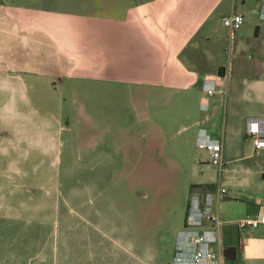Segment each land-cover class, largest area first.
I'll return each instance as SVG.
<instances>
[{"label":"crops","instance_id":"crops-1","mask_svg":"<svg viewBox=\"0 0 264 264\" xmlns=\"http://www.w3.org/2000/svg\"><path fill=\"white\" fill-rule=\"evenodd\" d=\"M48 1L0 0V264H162L181 221L163 233L167 216L189 194L182 198L176 176L199 127L223 144L220 174L196 173L190 187L205 190L217 181L227 187L228 198L219 201L220 242L230 247L222 264H264V224L234 221L260 208L264 165L254 186L246 174L227 173L252 155L246 117L264 115L258 0H117L112 12L100 5L103 13L71 12ZM232 11L243 22L228 27L218 48L215 19ZM242 47L256 52L257 72L248 73ZM206 78L215 82L210 93ZM65 130L78 136L86 158L114 138L110 145L123 162L147 175L149 183L130 182L140 197L136 233L118 231L107 216L93 217L91 210L102 215L94 195L73 202L49 180L59 172ZM201 152L209 161V150ZM224 198L242 201V208L229 214ZM61 203L68 208L63 223ZM147 230L156 233L144 235Z\"/></svg>","mask_w":264,"mask_h":264},{"label":"rangeland","instance_id":"rangeland-1","mask_svg":"<svg viewBox=\"0 0 264 264\" xmlns=\"http://www.w3.org/2000/svg\"><path fill=\"white\" fill-rule=\"evenodd\" d=\"M48 2L50 4L54 3L53 5L64 6V9L76 13H103L100 9V5L106 8L109 12H112L116 9V5H119L117 0H71L67 2L63 0H49ZM215 27V32L218 35V40L215 45L218 48H222L223 45L226 44L224 34L227 33L228 26L224 24L221 13L219 14V17L215 19ZM200 37H203V35L201 34ZM202 42H204V39H202ZM239 52V55L243 57L241 59L246 60L245 68L249 70L248 73L253 74L257 72L259 67L251 66L256 58V52L254 49L242 47ZM261 69L264 70V64ZM107 91L122 90L120 88L114 90L107 88ZM114 116L115 115L109 113L107 117L111 118ZM222 116L223 113L219 116L220 120L222 119ZM77 128L78 131H75L76 135L79 133V135L84 138V131L79 129V126ZM63 133L65 144L63 145L61 152L59 172H57L52 179H49L46 176L50 173L46 171L47 173L44 174L43 178L44 182L48 179L53 181L58 189L66 193L73 202H79L94 195L96 197L94 203L101 208L102 215L98 216L95 213L96 210H91L93 217H102L105 219V216H107L110 218L109 221L117 222L116 225L118 231L123 233H136L139 227L136 219L137 210L140 205V197L137 195L136 189H132L130 182L138 181L141 183H149L147 175L145 176V174L139 173V171L136 173L130 169V166H128L129 164H126V161L123 162L119 152L114 146L110 145V142H113L114 138L113 141H108L109 144H104L102 147H98V150L93 152L91 157L86 158L84 146H81L80 143L77 142L78 136L74 140L71 130L69 132L65 130ZM248 140L250 150L252 151V142L249 138ZM239 143H242L241 140H239ZM204 148L205 147L199 146L196 143V140L193 141L192 138L189 140L186 155L182 156L184 158L183 171H180L176 176V179L182 184V198L185 196V191L187 194L190 192L191 180L196 176V173L203 172L205 176H208L209 174L216 172L217 167L208 161V157L201 152ZM84 154L86 162L84 161ZM79 155L82 156V159H78ZM199 158H204V161H200ZM261 164L264 165V147L261 148L259 152L254 151L252 152V155L241 158V162L236 164V168L230 169L227 173H231L235 176L246 174L247 177H250L249 181L253 183L254 186L261 177ZM91 165L92 167H90ZM158 180L162 182V179ZM89 184L94 187L91 192L86 190L81 191L80 188ZM76 189L78 190L76 191ZM225 198L228 197L225 196ZM225 198L224 201L222 200V207L224 210L228 209L229 214H231V211L235 213L242 208V201H227ZM180 203L181 202H179V205ZM185 207L186 205L182 209L178 208L173 216H167L166 223L169 221L170 225H166L165 229L162 230L163 233H168L173 225H176L180 220L179 228L183 226ZM45 209L50 211V206L46 205ZM67 210V204L61 203V223H63L64 220H67L63 217V214H65L64 212ZM175 214L176 216H174ZM171 221L174 222V224H172ZM62 229L65 230L66 225L61 224V230ZM154 233H156V231L147 230L143 234L151 236V234ZM170 258V254H167L165 259L162 260V264H170Z\"/></svg>","mask_w":264,"mask_h":264},{"label":"built area","instance_id":"built-area-1","mask_svg":"<svg viewBox=\"0 0 264 264\" xmlns=\"http://www.w3.org/2000/svg\"><path fill=\"white\" fill-rule=\"evenodd\" d=\"M258 16L264 20V0H258ZM222 20L231 29L243 22V14L237 11L224 13ZM207 92L215 89V82L206 78L203 83ZM245 135L252 142V152L264 147V115H248ZM196 143L209 150V161L220 170L223 167V144L220 137L213 136L205 127H199ZM227 193L224 183L217 181L212 188L192 189L185 207L183 226L177 229L170 264H222L224 248L220 242V226L223 218L219 201ZM238 227H257L264 224V199L255 212H247L236 218Z\"/></svg>","mask_w":264,"mask_h":264},{"label":"trees","instance_id":"trees-1","mask_svg":"<svg viewBox=\"0 0 264 264\" xmlns=\"http://www.w3.org/2000/svg\"><path fill=\"white\" fill-rule=\"evenodd\" d=\"M219 68H221V66H219ZM229 248H230L229 246H224V252L227 253V250H228Z\"/></svg>","mask_w":264,"mask_h":264}]
</instances>
